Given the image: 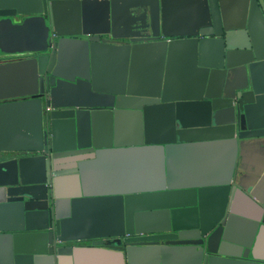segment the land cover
<instances>
[{"label": "water", "instance_id": "1", "mask_svg": "<svg viewBox=\"0 0 264 264\" xmlns=\"http://www.w3.org/2000/svg\"><path fill=\"white\" fill-rule=\"evenodd\" d=\"M0 69L26 80L0 96V264H83L96 240L121 264H264V171L236 182L264 138V0H0ZM203 144L222 167L175 183L171 152ZM119 152L146 155L141 185L131 164L107 189Z\"/></svg>", "mask_w": 264, "mask_h": 264}, {"label": "crops", "instance_id": "2", "mask_svg": "<svg viewBox=\"0 0 264 264\" xmlns=\"http://www.w3.org/2000/svg\"><path fill=\"white\" fill-rule=\"evenodd\" d=\"M98 60L93 59L91 66L96 72H100L103 80H114L117 82L123 76L124 61L120 63L113 58L106 59L103 66L99 68ZM120 64V65H119ZM22 73V71H21ZM22 75V76H21ZM144 74H138V77H143ZM0 96L6 92H12L19 84L26 82L24 74H20L16 69H0ZM102 78V77H101ZM109 82V81H108ZM126 126H121L122 132H127ZM126 137V133H124ZM123 141H128L124 138ZM244 147L240 150V163L236 182L247 188L255 181L264 171V138L252 139L243 142ZM215 145L203 144L197 147H177L171 152V172L173 173L175 183H185L192 181L201 176H210L222 167L225 157L224 148ZM113 156L107 155V162L112 164L106 170L108 183L107 189L121 190L127 187L130 182L129 169L133 165L136 174V183L141 185L144 181V168L146 165V155L142 152H119L113 153ZM150 155V154H149ZM149 157V156H148ZM105 171H102L104 173ZM198 175V176H196ZM150 181H154L150 175ZM239 209L245 212L247 217H250L255 212V204L238 197ZM106 215H109L107 213ZM238 225V224H237ZM103 233L100 231L98 233ZM82 246L80 256L83 264H121L119 254L111 253V247L104 245L103 241L96 240L93 244L86 243ZM143 263L138 262L134 258H128V264H151L149 258L141 257ZM126 264V262H125Z\"/></svg>", "mask_w": 264, "mask_h": 264}]
</instances>
